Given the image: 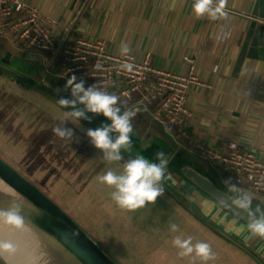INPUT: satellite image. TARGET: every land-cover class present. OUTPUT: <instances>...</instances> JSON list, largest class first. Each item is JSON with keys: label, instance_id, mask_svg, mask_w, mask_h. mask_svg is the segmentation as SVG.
I'll return each mask as SVG.
<instances>
[{"label": "clouds", "instance_id": "1", "mask_svg": "<svg viewBox=\"0 0 264 264\" xmlns=\"http://www.w3.org/2000/svg\"><path fill=\"white\" fill-rule=\"evenodd\" d=\"M226 3L227 0H193L192 11L197 18L207 16L209 19L215 20L227 15L225 12ZM129 52L128 45L122 42L120 54L127 57ZM121 67L129 72L133 70L132 63H124ZM63 88L70 91L71 98L60 97L58 103L65 109H71L67 113L68 117L75 120L82 118L91 121V117L87 113H92L102 114L109 121L108 123L101 122L99 127L89 128L86 132L91 144L102 152L103 158L109 162L124 159L122 150H130V134L133 132L132 119L139 109L127 108L126 102L120 97L98 88L95 84L86 87L85 81L83 79L78 80L75 74L66 79ZM56 91L58 92L60 89ZM77 104L83 105V107L78 108L76 107ZM66 124L54 127L53 133L61 139L73 138V128L66 126ZM168 164L169 157L163 151L155 154V161L149 160L142 154H133L124 160L122 171L119 174L107 170L97 179L99 182L112 187L111 198L120 208L135 210L149 202H155L158 197L164 194L163 181L171 179L170 173L166 175ZM231 180L232 178L228 177L221 181L229 192L237 193L231 198L230 206L247 211L246 226L248 231L254 236L264 238V211L259 207L252 211L253 194L237 188ZM24 220L25 217L19 207L9 206L0 209V221L4 223L19 228L23 226ZM169 227L172 232L178 231V225L175 222L170 221ZM172 245L179 249L178 255L181 258L198 257L202 264H208L209 261L216 259V254L209 243L202 240L194 242L192 236L184 238L177 235L172 239ZM13 247L10 241L0 240V254L12 251ZM0 260H2V255H0Z\"/></svg>", "mask_w": 264, "mask_h": 264}, {"label": "crops", "instance_id": "2", "mask_svg": "<svg viewBox=\"0 0 264 264\" xmlns=\"http://www.w3.org/2000/svg\"><path fill=\"white\" fill-rule=\"evenodd\" d=\"M0 60L16 68V46L0 37ZM0 155L19 169L17 82L0 74Z\"/></svg>", "mask_w": 264, "mask_h": 264}, {"label": "water", "instance_id": "3", "mask_svg": "<svg viewBox=\"0 0 264 264\" xmlns=\"http://www.w3.org/2000/svg\"><path fill=\"white\" fill-rule=\"evenodd\" d=\"M0 74H8L11 80L17 82L16 68L0 60ZM7 191L0 189V209L9 206L20 208L19 192V169L10 161L0 155V185ZM2 238L0 240L10 241L13 249L10 252H3L0 264H21V230L3 221H0Z\"/></svg>", "mask_w": 264, "mask_h": 264}, {"label": "built area", "instance_id": "4", "mask_svg": "<svg viewBox=\"0 0 264 264\" xmlns=\"http://www.w3.org/2000/svg\"><path fill=\"white\" fill-rule=\"evenodd\" d=\"M0 37L8 38L16 46L14 0H0Z\"/></svg>", "mask_w": 264, "mask_h": 264}, {"label": "bare ground", "instance_id": "5", "mask_svg": "<svg viewBox=\"0 0 264 264\" xmlns=\"http://www.w3.org/2000/svg\"><path fill=\"white\" fill-rule=\"evenodd\" d=\"M2 185H4V184H1V185H0V189L2 190V192H3V191H4V192L7 191L6 189H4V187H2Z\"/></svg>", "mask_w": 264, "mask_h": 264}, {"label": "rangeland", "instance_id": "6", "mask_svg": "<svg viewBox=\"0 0 264 264\" xmlns=\"http://www.w3.org/2000/svg\"><path fill=\"white\" fill-rule=\"evenodd\" d=\"M0 237L2 238V233H1V230H0Z\"/></svg>", "mask_w": 264, "mask_h": 264}, {"label": "trees", "instance_id": "7", "mask_svg": "<svg viewBox=\"0 0 264 264\" xmlns=\"http://www.w3.org/2000/svg\"><path fill=\"white\" fill-rule=\"evenodd\" d=\"M9 161V160H8Z\"/></svg>", "mask_w": 264, "mask_h": 264}]
</instances>
